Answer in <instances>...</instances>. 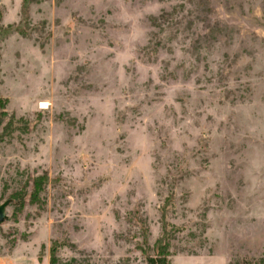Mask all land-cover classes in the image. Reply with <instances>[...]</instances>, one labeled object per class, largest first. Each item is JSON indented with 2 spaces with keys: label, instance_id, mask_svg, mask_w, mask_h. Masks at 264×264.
Listing matches in <instances>:
<instances>
[{
  "label": "rangeland",
  "instance_id": "obj_1",
  "mask_svg": "<svg viewBox=\"0 0 264 264\" xmlns=\"http://www.w3.org/2000/svg\"><path fill=\"white\" fill-rule=\"evenodd\" d=\"M0 98V253L264 264V0H0Z\"/></svg>",
  "mask_w": 264,
  "mask_h": 264
},
{
  "label": "trees",
  "instance_id": "obj_2",
  "mask_svg": "<svg viewBox=\"0 0 264 264\" xmlns=\"http://www.w3.org/2000/svg\"><path fill=\"white\" fill-rule=\"evenodd\" d=\"M6 100L0 98V143L10 138L12 133L17 129L13 127L12 117L5 124H2L3 120L6 118L7 114L5 112ZM41 191L40 178H36L32 181V192L28 196V201L30 204L36 203L38 200V195ZM22 195L19 192H15L11 195V199L22 203ZM166 251L162 249H157L153 256L145 255L144 264H167L166 261ZM54 249L49 250V264H54Z\"/></svg>",
  "mask_w": 264,
  "mask_h": 264
},
{
  "label": "crops",
  "instance_id": "obj_3",
  "mask_svg": "<svg viewBox=\"0 0 264 264\" xmlns=\"http://www.w3.org/2000/svg\"><path fill=\"white\" fill-rule=\"evenodd\" d=\"M0 264H49V258H40L34 249L16 247L12 251L0 253Z\"/></svg>",
  "mask_w": 264,
  "mask_h": 264
},
{
  "label": "water",
  "instance_id": "obj_4",
  "mask_svg": "<svg viewBox=\"0 0 264 264\" xmlns=\"http://www.w3.org/2000/svg\"><path fill=\"white\" fill-rule=\"evenodd\" d=\"M7 205V202H4L3 204L0 205V223L4 220V209Z\"/></svg>",
  "mask_w": 264,
  "mask_h": 264
},
{
  "label": "bare ground",
  "instance_id": "obj_5",
  "mask_svg": "<svg viewBox=\"0 0 264 264\" xmlns=\"http://www.w3.org/2000/svg\"><path fill=\"white\" fill-rule=\"evenodd\" d=\"M44 105V104H43Z\"/></svg>",
  "mask_w": 264,
  "mask_h": 264
}]
</instances>
